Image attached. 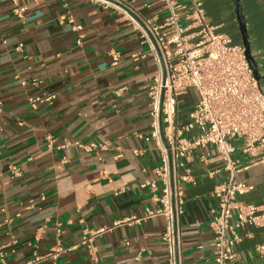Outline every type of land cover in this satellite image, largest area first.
I'll return each instance as SVG.
<instances>
[{"label":"crops","instance_id":"1","mask_svg":"<svg viewBox=\"0 0 264 264\" xmlns=\"http://www.w3.org/2000/svg\"><path fill=\"white\" fill-rule=\"evenodd\" d=\"M241 3L252 51L264 67V0ZM20 4L26 9L18 15L12 0H0V264H168L164 216L118 222L159 207L141 187L161 164L156 141L147 139L157 65L150 55L133 58L146 46L124 11L162 23L168 14L164 0ZM204 4L209 21L242 43L232 0ZM52 92L53 103L29 105L31 97ZM195 96L189 90L180 98L182 119ZM91 141L102 147L88 151L76 144ZM244 160L238 180L254 188L239 197L264 208V163ZM186 163L193 180L180 181L182 263L213 264L212 193L224 174L208 173L222 169L224 161L209 146L193 151ZM86 228L105 229L95 235L92 251L81 244ZM239 234L235 263L264 264L256 252L264 226L246 224ZM59 242L70 250L54 261L49 254Z\"/></svg>","mask_w":264,"mask_h":264},{"label":"built area","instance_id":"2","mask_svg":"<svg viewBox=\"0 0 264 264\" xmlns=\"http://www.w3.org/2000/svg\"><path fill=\"white\" fill-rule=\"evenodd\" d=\"M99 1L109 3V0ZM182 1L183 4L179 0H164L168 14L162 23L124 11L146 46L133 58L150 55L157 65L149 90L153 130L147 139L156 141L161 164L152 169V177L141 181V187L150 192L152 201L159 203V207L142 215L131 214L118 222L142 223L153 216H164L162 239L168 264H183L180 218L184 210L180 181L193 180L186 163L188 156L195 150L213 146L224 161L222 169L208 173L211 177L219 172L224 174L212 193L217 201L210 221L215 248L213 264H236L239 229L246 224L264 226V208L239 197L254 186L238 180L244 158L247 164L264 163V79L255 76L244 45L235 43L229 33L220 31L209 21L204 0ZM12 2L15 13L25 11L20 0ZM114 6L123 10L118 4ZM182 10L187 13L182 15ZM22 46L19 44L17 49L21 50ZM113 57L116 64L117 54ZM258 63L264 75V67ZM189 90L195 91L196 101L184 120L179 112L180 98ZM56 97L54 92L31 97L29 105L37 108L43 102L53 103ZM76 144L88 151L102 147L95 141ZM181 169L186 171L184 175ZM104 230L86 228L81 244L92 251L95 235ZM68 250L70 247L59 242L49 257L56 261ZM256 252L261 257L264 255V243L256 246ZM0 256L3 259L4 254L0 252Z\"/></svg>","mask_w":264,"mask_h":264},{"label":"water","instance_id":"3","mask_svg":"<svg viewBox=\"0 0 264 264\" xmlns=\"http://www.w3.org/2000/svg\"><path fill=\"white\" fill-rule=\"evenodd\" d=\"M232 2L235 8L236 19H237V23L239 27L240 36H241V42L246 49V55H247L248 61L250 62L257 79L262 80L264 79V75L261 73L260 68H259L258 59L256 58V56L254 55L252 51V46L250 43L249 33H248V28H247L246 17L243 12V5L241 3V0H232Z\"/></svg>","mask_w":264,"mask_h":264},{"label":"rangeland","instance_id":"4","mask_svg":"<svg viewBox=\"0 0 264 264\" xmlns=\"http://www.w3.org/2000/svg\"><path fill=\"white\" fill-rule=\"evenodd\" d=\"M232 7H233V11H234L233 15L236 16L235 8H234V6H232ZM226 19L228 20L229 26H232L233 25V17L230 16V12L226 13ZM235 21L237 22V19ZM236 26H237V23H236ZM233 28H236V27L234 26Z\"/></svg>","mask_w":264,"mask_h":264},{"label":"flooded vegetation","instance_id":"5","mask_svg":"<svg viewBox=\"0 0 264 264\" xmlns=\"http://www.w3.org/2000/svg\"><path fill=\"white\" fill-rule=\"evenodd\" d=\"M239 36H240V32H238ZM241 37V36H240Z\"/></svg>","mask_w":264,"mask_h":264}]
</instances>
